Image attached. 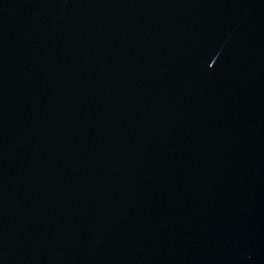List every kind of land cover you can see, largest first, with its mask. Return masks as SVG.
Segmentation results:
<instances>
[{"label": "water", "instance_id": "water-1", "mask_svg": "<svg viewBox=\"0 0 264 264\" xmlns=\"http://www.w3.org/2000/svg\"><path fill=\"white\" fill-rule=\"evenodd\" d=\"M0 264H264V0H0Z\"/></svg>", "mask_w": 264, "mask_h": 264}]
</instances>
